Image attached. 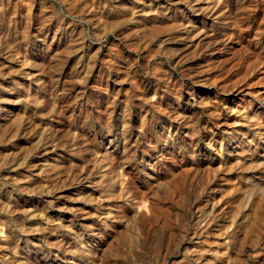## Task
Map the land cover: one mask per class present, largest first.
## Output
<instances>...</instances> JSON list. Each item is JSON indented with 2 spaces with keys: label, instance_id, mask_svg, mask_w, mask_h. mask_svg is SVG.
<instances>
[{
  "label": "rangeland",
  "instance_id": "obj_1",
  "mask_svg": "<svg viewBox=\"0 0 264 264\" xmlns=\"http://www.w3.org/2000/svg\"><path fill=\"white\" fill-rule=\"evenodd\" d=\"M0 264H264V0H0Z\"/></svg>",
  "mask_w": 264,
  "mask_h": 264
}]
</instances>
